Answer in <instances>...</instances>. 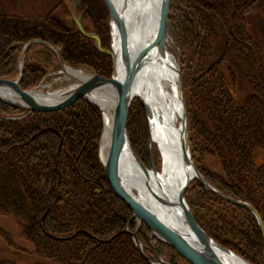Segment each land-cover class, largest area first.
Listing matches in <instances>:
<instances>
[{
	"label": "trees",
	"instance_id": "trees-1",
	"mask_svg": "<svg viewBox=\"0 0 264 264\" xmlns=\"http://www.w3.org/2000/svg\"><path fill=\"white\" fill-rule=\"evenodd\" d=\"M62 2L20 0L18 8L0 7V76L16 73L15 41L30 37L54 43L68 55L64 60L75 57L99 74H110V59L77 31ZM172 2L174 9L184 3L179 29L172 27L170 14L167 22L182 53L193 162L219 191L251 203L264 224V98L255 95L264 80L244 97L235 77L247 75L251 82L242 64L248 65V58L256 68L262 63L241 16L255 0H169V8ZM40 3H47L46 8H39ZM81 3L82 9L88 5ZM190 43L199 51L193 69L185 56ZM244 44L250 46L245 48L248 58L230 53ZM36 46L30 45L24 61L22 87L44 74L39 58L47 62L50 53L40 46L30 53ZM35 58L39 63H32ZM134 108L126 128L135 114L141 134L140 109ZM100 130V111L82 99L52 111H28L0 99V217H12L18 228L12 234L0 224V264H151L124 230L129 223L134 227L135 219L98 158ZM185 197L195 221L214 240L254 264H264V242L251 211L197 179ZM137 227L146 254L158 252L171 264H191L164 242L152 245L143 221Z\"/></svg>",
	"mask_w": 264,
	"mask_h": 264
},
{
	"label": "bare ground",
	"instance_id": "bare-ground-1",
	"mask_svg": "<svg viewBox=\"0 0 264 264\" xmlns=\"http://www.w3.org/2000/svg\"><path fill=\"white\" fill-rule=\"evenodd\" d=\"M111 1L116 16L117 14L120 16L124 28L127 30L129 55L133 59L139 50L150 45L156 36L162 0ZM112 22L114 24L111 23V48L116 53L115 75L119 79L122 77L120 73L124 69V62L119 58V28L115 20ZM148 48V52L140 61L131 93L135 95L134 98L143 100L147 106L150 141L152 144L156 143L159 148L163 166L161 171L158 168L155 170L148 168L149 175L145 178L139 169L138 159H136L137 156L133 153L131 145L126 144L120 156V180L124 187L127 186L132 192L135 191L137 196H140L139 200L146 207L157 213L169 225L175 227L178 233L186 236L197 249L203 250L205 245L195 242L193 233L184 219L182 205L178 201V192L194 174L191 166L185 164L182 150L185 140L186 117H184V101L178 67L167 48V42L163 49L157 45ZM73 72L80 77L75 85L81 84L87 78V75L81 72ZM71 91L72 85L65 93ZM36 94L42 96L38 92ZM58 96L60 95L56 94L55 98L51 100H57ZM89 96L100 102L106 109L115 105L116 92L113 87L95 89ZM111 127L112 118L106 117L104 134L100 140L101 154L99 155L102 161L106 160L108 155ZM146 180L151 183L156 194L162 197L166 203H159L151 197V192L145 187ZM190 183H187V187ZM209 245L211 246V243ZM217 250L222 254L219 256L227 264H254L237 252L234 255L220 249ZM153 260L157 263L161 261L160 258Z\"/></svg>",
	"mask_w": 264,
	"mask_h": 264
},
{
	"label": "rangeland",
	"instance_id": "rangeland-1",
	"mask_svg": "<svg viewBox=\"0 0 264 264\" xmlns=\"http://www.w3.org/2000/svg\"><path fill=\"white\" fill-rule=\"evenodd\" d=\"M49 1H53L54 5H57L61 1H64V2H62V4H64L67 7L68 19L71 20L74 24H75V22L73 21L72 15H71V7H72V4L76 1L77 6L75 7V14H76V17L79 19L80 23L82 24L84 30L86 32L96 34L100 39L101 47L106 48V49H110V46H111V28H110V25L112 23V20H111V14L109 11V7H108L105 0H85V2L88 3V5L86 6L85 9H82L79 7L80 6V0H78V2H77V0H49ZM81 1H82V3H81V7H82L84 0H81ZM19 3H20V0H0V7L1 8L9 7L11 9H13V7L18 8ZM11 4H13V7L10 6ZM48 5H50V3ZM172 5H173V2L171 3V6L169 8V4H168L167 20H168L169 14H170L171 15L170 20H171L172 27L175 30H178L180 21H182V18H184V15H185L184 14V3L182 2V4L179 6V8H176V9L172 8ZM46 6H47V3H40L39 8L44 9V8H46ZM241 16L244 19V23L246 25L247 32L251 35L252 39L257 43V45H256L257 47H255V48H254V46H251V47H253L254 49H257V51H259L260 56L262 57V63L261 64L259 63L258 68H256L254 66V64L250 61V59L248 58L249 57L248 56L249 55L248 50H250V46H246L244 44V46H242L243 47L242 50L234 49V50L230 51V53L234 54L236 57L243 55L246 58H248V65L244 62L242 64V69H247V73L250 75L251 82H249L247 80V75L241 76V74L238 73L235 76L238 78L239 84L241 85V90H242L241 95H243L245 97L249 93L252 95V92H254V91H252L253 88L256 87L261 80H264V0H255L254 3H250L245 8V10L243 11ZM104 25L107 26V29H108L106 32H105V26ZM75 27H76V24H75ZM76 29H77V27H76ZM167 30L169 31L168 22H167ZM77 31H78V29H77ZM171 35L168 33V39L166 42H167V48H168L169 52L172 54L173 59L175 60L177 67H178V70H179L178 73H179L181 86H182L183 100L185 103L187 141H188L189 150H190L191 148H190V141H189V135H188V115H187V111H186V98L184 96V87H183V81H182L184 79L183 69H182L183 62L181 61L182 53H181L180 47H178L174 42L175 38L173 37V35L172 36ZM86 38L92 40L91 44L94 46V48L98 52L104 53L108 56V58L111 61V71H112L113 59L107 53L99 51L95 47V39L94 38H89V37H86ZM15 42H16L15 45L18 46V47H16V51L18 53L16 69H15L16 73L14 75L8 76V77L0 76V78L17 80L19 87L21 89H23L25 91H32L35 94L37 92L42 94V96H39L36 94L37 95L36 97H38V99H42L44 101H52L51 99H54L56 94H57V95H60V96H58V99H57L58 101H60L61 100L60 97L66 95L65 91L68 89V87H70V85H72V89L74 88V86L76 87L77 85H79V84L75 85V82L79 81L80 77L78 75H76L73 71L81 72L82 74L87 75V77L89 75H92L95 73L100 75V76H104L106 78L111 76V72L107 76L97 73L91 65L84 63L83 61H79L75 57H74V59L64 60L63 56L66 57L68 55L64 54L63 51H61L57 46L54 45V43L44 41L41 38L30 37L29 39L22 40V41L19 40V41H15ZM32 44L33 45L37 44L40 47H42V48L44 47L45 49H47L52 58H50V56H49V59L47 62L45 60L39 58L40 63L37 61L38 60L37 58L32 60V63H34L35 61L37 63H39L38 66H40V68H42V72L44 74L39 78L37 83L32 82L33 84L31 85V83L29 82L28 86L22 87L20 85V80L22 79L24 61H26V58L28 56L27 53L30 49V45H32ZM39 46H36L35 48L31 49L30 53L33 50L41 49ZM245 48H248V50H246ZM189 50H190V53L187 54L189 56H187V55H185V56L188 58V68L193 69L196 58H197L195 53H199V51L191 43H190ZM186 57H185V61L187 59ZM189 57H191V61L189 60ZM52 59H53V62H50ZM227 71H229V69ZM230 75H231V73H230ZM5 94L11 95V97H13L14 99H17V97H18L17 94L13 93L12 91L11 92L5 91L3 93H0V96H3ZM256 94L259 97L264 98V87L260 86L258 89V93H255V95ZM79 99L85 100L86 102L93 103L98 108V110L100 111V114H101V130H100V135H99L98 144H97V148H98L97 152H98V158L101 162V158H100L99 154H101V147H100L101 141L100 140L102 139V136L104 134V120H106V117H109V118L113 117V113L115 112V108L113 106L112 108L106 109L100 104V102H98L96 99H93V98H89V100L83 99V98H77L76 100H74L73 102L68 104L67 106L73 104L75 101H77ZM57 100H54V101L57 102ZM15 101L17 102L18 100H15ZM64 107H66V106H64ZM64 107H62V108H64ZM131 107H135L134 111L136 109H140V113H139L140 119L138 121L141 124V128H139V130L142 132L141 134L138 132V129H137L138 127L135 125L136 116L134 114L131 117L132 118L131 126L129 127V129L126 128L127 138H128V141L131 145L132 151L134 154H136L137 158L145 165V167L151 168V165H153L156 169V168H159V165H161L160 169H159L161 171L162 170L161 168L163 166L162 154L159 152V148H157L150 141L149 125H148L149 121H148V117H147V112L143 107V103H142L141 99H139L137 97L136 98L133 97L132 101L130 103L129 111H130ZM53 110H57V109H53ZM47 111H52V110H47ZM109 113H110V116H109ZM104 114L105 115L108 114V115L104 116V118H103ZM128 115H129V112H128ZM127 119H128V117H127ZM133 121H134V124H133ZM134 126H135V128H134ZM125 127H126V123H125ZM190 154H191V150H190ZM191 159H192V154H191ZM257 159H262V157L260 156ZM192 161H193V159H192ZM200 175L202 176L201 173H200ZM202 178L205 180V178L203 176H202ZM193 179H197V178L193 176L189 182H191ZM197 180L199 181V179H197ZM206 182L208 184H210L208 181H206ZM212 187L215 188L214 186H212ZM188 188H189V185L186 188L185 193H184V199H185L186 203H187V201H186L185 194H186ZM215 189L217 190V192H214L212 190L211 191L220 195L223 198H225V197L222 195L230 197V196L222 193L221 191H219L217 188H215ZM133 193L135 194V191H133ZM230 198H233V197H230ZM225 199H227V198H225ZM233 199H235V198H233ZM237 200H240V199H237ZM228 201H230V200H228ZM240 201L246 202L251 207L254 208V206L251 203H249L248 201H244V200H240ZM230 202H232V201H230ZM232 203H234V202H232ZM234 204H236V203H234ZM187 205H188V203H187ZM236 205H238V204H236ZM238 206H241V205H238ZM188 207L190 209L189 205H188ZM241 207H244V206H241ZM244 208L248 209L247 207H244ZM254 209L256 210V208H254ZM248 210L251 211L250 209H248ZM252 213L255 216V219H256L257 224H258V220L256 218V215L254 214V212H252ZM257 213H258V211H257ZM259 216H260V214H259ZM134 219H135V222H134L135 226L131 227L132 228L131 229L130 228L131 223H129V225H126L124 227V230L128 229V230L134 232L136 235V231L138 229V227H137L138 224L136 222L137 219L135 217H134ZM260 219H261V217H260ZM0 224L4 227V229H7L10 233H12V234L16 233L17 234V231H18L17 224L12 217L7 216V215L0 217ZM259 229H260V227H259ZM149 231H150V229H149ZM126 233H128V232H126ZM206 234L209 237H211L208 233H206ZM136 237H137V235H136ZM211 238L214 240L213 237H211ZM131 239H132V237H131ZM137 239H138V237H137ZM262 239H263V237H262ZM149 240H150L152 245H154L153 241H161V240L157 239L155 236H152L151 231L149 232ZM132 241H133V239H132ZM138 242L140 244V248L143 251V249H144L143 245L144 244L139 239H138ZM263 242H264V240H263ZM133 243H134V241H133ZM231 251L234 253L236 252L233 249ZM146 255L151 260L157 259L159 257L163 261L171 264L167 259L162 257L158 252L157 253L155 252L154 254L152 253V256H149L148 254H146ZM153 264H159V263L154 262Z\"/></svg>",
	"mask_w": 264,
	"mask_h": 264
},
{
	"label": "water",
	"instance_id": "water-1",
	"mask_svg": "<svg viewBox=\"0 0 264 264\" xmlns=\"http://www.w3.org/2000/svg\"><path fill=\"white\" fill-rule=\"evenodd\" d=\"M105 1L109 7L111 20L113 21L115 20L119 28V33H118L119 41H120L119 58L122 62H124V69L120 73V75L122 76L121 78L118 79V76L115 75L116 72L115 61L117 58H116V53H114L111 48L112 42L110 49L103 48L101 47L100 39L96 34L89 33L84 30L82 24L80 23L79 19L76 17L75 14V7L77 6L75 1L71 7L72 19L75 22L78 31L82 35L89 38H94L95 47L99 51L107 53L113 59L111 76L106 78L96 73L89 75L81 84L77 85L75 88L72 89L71 92L61 97V100L60 101L57 100V102L44 101L42 99H38V97H36V94L34 92L25 91L21 89L19 87L17 80L0 78V93H3L5 91H10V92L12 91L13 93H16L17 96L19 97V98L17 97V99H14L13 97H11V95L5 94L3 96H0V99L12 105L27 109L28 111H47V110L59 109L64 106H67L77 98H83L89 100L90 98L89 94L95 91V89L102 87L103 88L113 87L116 92V101L114 105L115 112L113 113V117H112V127L109 138L110 145L106 160L102 161L101 159V163L104 167L105 175L111 187L117 193V195H119L122 198V200L130 207V209L132 210V217H135L139 221H143L150 229L152 236H156L162 242L175 248L191 264H227L225 260L221 258L222 254L217 249H220L230 254H234V252L220 245L206 234V232L194 220L193 214L190 211L187 203L185 202L184 193L187 187V183L190 181L191 178H189L187 183L178 192V201L182 205L184 219L186 221L188 228L193 233L194 239L196 240L195 242L205 245L203 246L204 247L203 250L197 249L188 240L186 236L178 233L175 227L169 225L157 213L153 212L148 207H146L139 200L140 196L134 195V193L127 186L124 187L121 183L120 180L121 151L122 149L125 148L126 144H130L127 138L125 123L128 117L130 103L132 101V98L135 96L133 93H131L132 84L135 75L138 72L140 61L148 52L147 48L152 47L153 45H157L160 49H163L165 46V43L168 39L167 14H168L169 0L161 1L159 8L158 23H157V32L154 40L152 41V43H150V45H147L145 48L140 49L139 52L136 54V57H134L133 59H131L129 55L128 33L127 30L124 28L123 21L121 20L118 14L116 16L112 1L111 0H105ZM15 100L18 101L16 102ZM142 103L144 109L147 111V106L143 100ZM184 113H185V103H184ZM104 116L107 115L104 114L103 118ZM184 117L186 116L184 115ZM184 126H185V140L182 145L184 162L185 164H189L191 166L192 170L194 171L193 176L199 179V181L203 184V186H205L209 190L217 192L215 188H213L202 178V176L196 169L191 159V154L187 141L186 118H185ZM138 166L142 174L145 176V178H147L149 175L148 168L145 167V165L139 159H138ZM151 169L155 170V167L151 165ZM144 183L147 190L151 192V197L154 198V200L158 201L159 203H166V201L162 197L156 194V192L152 188L151 183H149L148 180H146ZM222 196H224L228 200L238 205L247 207L252 212H254L258 220V225L260 227L261 234L264 240V224L260 219V216L257 213V211L246 202L233 199L225 195ZM125 231L128 232L129 235L132 237L134 244L137 247V249L140 251V253L148 261H150L151 264L156 262L155 260H151L142 251L135 233L128 229H125ZM209 243H211V246L209 245ZM219 254H221V256H219ZM159 264H169V263L161 259Z\"/></svg>",
	"mask_w": 264,
	"mask_h": 264
}]
</instances>
